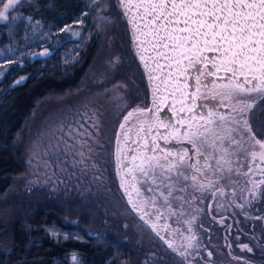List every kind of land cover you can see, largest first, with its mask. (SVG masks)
Returning a JSON list of instances; mask_svg holds the SVG:
<instances>
[{
    "label": "trees",
    "instance_id": "obj_1",
    "mask_svg": "<svg viewBox=\"0 0 264 264\" xmlns=\"http://www.w3.org/2000/svg\"><path fill=\"white\" fill-rule=\"evenodd\" d=\"M30 3L38 6L39 15L45 18L56 32L44 48H39V51L29 55L27 64L12 61L0 68V232L3 234L9 229L10 234L9 246L5 251L0 250V264H73V256L78 264L129 262L126 246L116 247V243L108 237L102 240L101 237L88 235L80 227L64 222L65 217L72 216L70 207L75 206L76 202L79 216L85 215L83 212L87 210L92 211L90 214L95 216L99 224H109L132 232L135 264L144 256L148 262L159 261L153 258L155 251L157 252L155 242L167 253L169 261L175 260L174 254L165 249L149 228L134 216L122 197L114 171L112 140L120 116L126 108L122 102L131 98L141 105L147 98L140 68L125 49L127 44L124 46V42H127V32L120 10L112 0H20V4L26 6L24 9L28 8ZM20 4L9 14L6 21H0V47L9 45L18 39L19 34H23V31L20 33V24L17 21ZM51 4L56 10L54 16L44 15L43 9ZM84 10V22L74 23L72 15ZM109 31L115 40L112 48L107 51L109 54L99 63H95V75L99 85L104 86L107 83L110 88L103 89L105 93H98L102 96L100 101H93L103 121L100 135L106 141L96 154V158H100L99 161L95 158L96 167L90 170L91 175L82 182L83 188L80 190L85 192H73L69 197L59 195L55 196L56 199L44 197L38 202L22 201L18 209L16 208L22 211L16 213L11 198L7 203H1V199L8 197L13 178L23 172V165L15 155L17 138L39 103L50 97L62 96L75 88L76 78L95 56L101 36ZM71 42L77 44L72 61L58 67L44 65L47 58L56 51L63 50V47ZM43 50L50 53L46 56L38 55ZM125 70L139 75L142 88V94L139 90L140 97L135 98L132 87H129L128 95L116 87L120 84L128 89L125 80L120 82L121 78L117 77L121 74L128 78L125 76L128 75L124 73ZM82 98L88 101L97 97L86 92ZM78 181L81 183L80 176ZM7 208L13 213L9 217L6 216ZM1 234L0 239L3 236ZM128 234L130 235L129 232Z\"/></svg>",
    "mask_w": 264,
    "mask_h": 264
},
{
    "label": "snow or ice",
    "instance_id": "obj_2",
    "mask_svg": "<svg viewBox=\"0 0 264 264\" xmlns=\"http://www.w3.org/2000/svg\"><path fill=\"white\" fill-rule=\"evenodd\" d=\"M19 3L20 0H0V21H6ZM119 4L132 27L135 54L149 82L159 81L153 85V108L129 111L119 125L117 145L121 152V137L130 139V133L137 137L132 140L136 148L130 149L132 155L127 156L131 163L125 165L121 161V168L123 172L138 173L136 183L146 185L148 191H156L161 186L167 188L166 194L160 193L167 204L174 191H187V185L180 183L181 177L185 181L189 179V173L182 167L186 159L196 157L195 164H187L192 173H203L201 165L211 167L208 164L210 157L217 161V165L221 160L230 163L226 159L231 155L229 146H240L232 133L238 132L240 127L251 133L247 119H239L231 113L240 115L244 112V107H239L245 103L239 99L242 95L264 93V0H119ZM205 51H214L218 55L209 60L202 55ZM185 61L188 63L185 64ZM196 63L203 64L207 75L216 79L203 81L202 70L197 69L195 86L187 84V78L193 75L188 67H195ZM209 64L211 70H208ZM165 69L167 75L164 74ZM221 72L225 75H218ZM208 83L214 86L213 89L208 88ZM199 95L211 97L212 103L198 104ZM168 100L172 101L169 107L176 116L175 124L167 115L158 116V105ZM246 106L250 108L251 104ZM205 107L207 112L203 111ZM222 107L228 108V112H220L218 109ZM217 120L221 123L217 124ZM233 124L236 127H232ZM251 139L254 141L250 146L253 162L259 160L260 164H264V140L254 135ZM160 140L165 144L174 140L177 144L191 147H164ZM221 151L224 153L222 156L218 155ZM217 171L222 172V167H218ZM190 178L193 187H196L197 177L192 174ZM125 183L122 182V188ZM209 185L218 187L210 180L208 185L200 184L199 188L205 189ZM133 190L137 196L140 195L139 189L133 186ZM126 195L133 211L141 213L142 220L145 215H151L143 212L145 201L134 202L132 192L127 189ZM148 203L154 205L155 199L149 198ZM145 223L149 221L145 220ZM153 228L155 230L154 225ZM169 247H172L171 243ZM72 259L73 264H78L75 256Z\"/></svg>",
    "mask_w": 264,
    "mask_h": 264
},
{
    "label": "rangeland",
    "instance_id": "obj_3",
    "mask_svg": "<svg viewBox=\"0 0 264 264\" xmlns=\"http://www.w3.org/2000/svg\"><path fill=\"white\" fill-rule=\"evenodd\" d=\"M112 1L117 5L116 0ZM19 7L20 14L17 16V21L20 24V33L23 31V34H19L18 39L9 43V45L0 47V68L12 61H22L27 64L29 55L39 51V48H44L45 45L51 41V37H53L56 32V29L51 28L47 20L39 15V9L36 4L33 5L30 3L27 6L28 8L25 9L24 7L26 6H24V4H20ZM44 9V15L54 16L56 10L52 4ZM85 13L86 11L84 10L77 15H72L73 17H71L74 19V23L82 24L84 22L83 16ZM63 16L61 15V17ZM125 32H127L126 23ZM125 39L127 42H124V46L127 44V48H124L132 55L127 33ZM114 40L111 31L104 33L101 36V42L93 60L76 78L77 85H75V88L62 96L50 97L39 103L30 116L29 121L22 129L21 134L16 140L15 155L23 165V172L13 178L8 197L1 199V203H7L11 198L12 203L15 204L14 209L16 213H21L22 210L17 209L19 203L22 201L38 202L41 199L43 200L44 197L56 199L59 195L69 197L73 192H81L82 190L80 189L83 188L82 182L91 175L90 170L96 167V154L100 151L101 147L103 148L102 143L104 144L106 140L101 138L100 131L103 121L93 101H100L102 96L98 95V93L104 91L103 89L105 88H110V84L106 83L103 86L97 83L95 63H99L106 54H109L107 51L112 48ZM66 45L67 46L63 47V50L56 51L52 56L47 58L44 65L58 67L59 65L62 66L72 61L75 57L77 44L71 42ZM48 53H50L48 50H43L37 54L46 56ZM124 73L128 74H125L128 78L123 77L121 74L117 77L121 78L120 82H124L125 80L127 83L125 85L128 86V89L120 84L116 87L120 88V91L123 94L125 93V95H128L129 87H132L134 89V96H136L135 98L140 97L142 88L139 75L133 71L129 72L127 70H125ZM141 75L143 77L142 71ZM115 89L116 88H114V90ZM86 92L94 94L97 98H95V100L92 98L86 101V98H82L83 94ZM146 101H148V95ZM127 102L125 100L122 102V104L126 105V108H124L120 119L129 109H137L140 106L138 105L139 102L132 101L131 98H128ZM117 126L114 131V137ZM114 137L112 140V155ZM96 159L99 161L100 158L98 159L97 157ZM112 161L113 166H115L113 158ZM78 175L80 176L81 183L78 181ZM84 192L81 193L83 194ZM77 204L78 202H76L75 206L70 207L72 216L65 217L64 222L80 227L88 235L101 237L102 240L108 237L116 243V247L122 248L123 245L126 246L129 254V262H125L124 264H135L136 262L133 260L134 237L131 235L132 232L128 230L130 233L129 235L124 229L112 227V225L109 226V224H99L95 216L90 214L92 211L87 212V210L83 212L85 215L79 216ZM82 211H84V209H82ZM7 212V217L13 214L8 208ZM65 213H62V215H67ZM150 232L161 242L155 233L151 230ZM1 235L3 236L2 239H0V250L5 251L4 249H7L10 242L9 229ZM155 243L157 252L155 251L153 258L154 260L155 258L159 259V261H154L155 263L150 261V263L148 259H145L146 256H144L137 264H167L168 262H171V264H180L177 258L169 261L167 253L161 249L157 242ZM164 247L169 250L165 245Z\"/></svg>",
    "mask_w": 264,
    "mask_h": 264
},
{
    "label": "flooded vegetation",
    "instance_id": "obj_4",
    "mask_svg": "<svg viewBox=\"0 0 264 264\" xmlns=\"http://www.w3.org/2000/svg\"><path fill=\"white\" fill-rule=\"evenodd\" d=\"M187 63L185 61V64ZM198 69L202 70L203 81L216 79L207 75L203 64H200ZM188 70L195 80L197 69L189 65ZM208 70H211V67H208ZM218 75L225 74L221 72ZM213 87L208 83L209 89ZM239 99L245 102L239 105L244 107V112L240 115L233 112L231 115L242 120L247 119L251 133L243 127L232 133L240 146H229L231 155L226 159L230 163L221 160L220 165H217V161L210 157L208 164L211 167L201 165L203 173H192V170L187 168L188 163H196V157L192 156L191 160L186 159L182 165L185 172L189 173V179L185 181L180 178V183L187 185V191H174L166 204L160 193L166 194L168 189L161 186L156 190V203L162 206V211L170 220V232L175 243L172 253L181 264H264V164H260L259 160L254 163L250 155V146L254 143L251 137L254 135L257 139L264 140V93L252 92L242 95ZM147 103L148 101L144 102L139 108L146 107ZM197 103L208 105L212 103V99L207 95H199ZM247 104H251V107H247ZM207 110V107L203 109L204 112ZM218 110L228 112L229 109L222 107ZM172 118L175 124L176 116L173 112ZM193 123L196 124L197 121ZM219 123L221 122L217 120V124ZM232 127L236 125L233 124ZM209 139H212L211 135ZM160 144L177 149L191 147L188 144H177L174 140L169 144L160 140ZM256 148L259 149V146L256 145ZM218 155H224L223 151ZM218 167H222L223 171H217ZM114 168L117 176L116 166ZM192 174L197 177L196 187H193L190 178ZM175 179L173 176V180ZM210 180L218 187L209 185L205 189L199 188L200 184L208 185ZM150 192L152 191L146 190V193Z\"/></svg>",
    "mask_w": 264,
    "mask_h": 264
},
{
    "label": "water",
    "instance_id": "obj_5",
    "mask_svg": "<svg viewBox=\"0 0 264 264\" xmlns=\"http://www.w3.org/2000/svg\"><path fill=\"white\" fill-rule=\"evenodd\" d=\"M117 2V7L119 8L122 17L126 23V30H127V34H128V39H129V47L131 50L132 55L134 56V58L136 59L143 77H144V81H145V85H146V89H147V95H148V105L146 107H144V109H152L153 108V85L154 84H158L159 81H153V82H149L148 76L143 68V65L140 62L139 57L135 54L136 53V47L133 44V40H132V27L131 25L128 24L127 19L124 16V9L120 6L119 4V0H116ZM151 53H149L150 55ZM202 55L207 56L209 58V60H211V58L215 55H218V53L214 52V51H205ZM161 63H165L164 61H161ZM200 64L196 63L195 64V69H198V66ZM208 67H211V64L208 65ZM189 71V70H188ZM165 75H167V69H165ZM180 79H185V77H180ZM173 80H175V76L173 77ZM171 84V82H170ZM187 84L189 85H193L195 86V80L193 79V76H190L187 78ZM182 88H184L183 85H181ZM186 91H189L191 89H185ZM161 92H163V86H161ZM177 95H179V93H177ZM172 104L171 100H168L166 103H160L158 105V107L160 108V111L158 113L159 117H163L165 115H167L168 117L171 118V121L173 123V118H172V111L170 110V105ZM177 109H179V104L176 105ZM143 108V107H142ZM134 109H129L120 119L116 132H115V137H114V141H113V159L115 162V166H116V170H117V179H118V186L119 189L127 203V205L129 206V208L132 210V212L134 213V215L141 220L153 233H155L157 235V237L161 240V242L171 251L173 252L174 248H175V243L174 240L172 238V234L170 232L171 228H170V220L168 219V217H166L165 212L162 211V206L160 204L156 203L157 200V196H156V191H152L150 193H146V186H143L141 183H136V177H138V175H136V173H127V172H123L122 168H121V161L123 162V164L127 165L130 164L131 161L127 158V156L132 155V153L130 152V149L132 148H136V144L132 143V140L137 139V137L135 135H132L130 133L131 138L125 140L124 137H121V141H122V148H123V152L120 151V149L118 148L117 145V133L120 131L119 125L121 123L124 122V116H126L128 114L129 111H132ZM174 124V123H173ZM160 143V141H159ZM143 145L141 144V147ZM127 154V155H125ZM122 182H126L124 187H121ZM133 186L136 189L140 190V195L137 196L136 195V191L133 190ZM126 189L128 191L132 192V199L133 201H145L146 202V207L143 209V212L146 213H150L151 215H145L144 216V220H142L140 218L141 213H138L136 211H133L132 205L129 204V198L126 195ZM149 198H154L155 199V204L153 205L152 203H148ZM145 220H148L149 223H145ZM153 225L155 226V230L153 228ZM159 233V234H158ZM161 237H163L164 239H162ZM169 243L172 244V247H169Z\"/></svg>",
    "mask_w": 264,
    "mask_h": 264
}]
</instances>
